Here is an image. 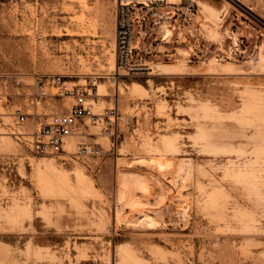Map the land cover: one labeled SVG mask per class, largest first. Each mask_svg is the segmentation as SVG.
Wrapping results in <instances>:
<instances>
[{
    "label": "rangeland",
    "instance_id": "obj_1",
    "mask_svg": "<svg viewBox=\"0 0 264 264\" xmlns=\"http://www.w3.org/2000/svg\"><path fill=\"white\" fill-rule=\"evenodd\" d=\"M119 1L0 0V264H264V0L160 1L133 70ZM37 74L60 81L36 109ZM65 86L117 113L81 124L98 158L12 134L18 108L68 111Z\"/></svg>",
    "mask_w": 264,
    "mask_h": 264
},
{
    "label": "built area",
    "instance_id": "obj_2",
    "mask_svg": "<svg viewBox=\"0 0 264 264\" xmlns=\"http://www.w3.org/2000/svg\"><path fill=\"white\" fill-rule=\"evenodd\" d=\"M164 0H120L117 10V57L120 68L130 67V61L141 56L140 46L136 44V28L146 24L147 11L154 8ZM188 10L195 8V3L187 5ZM60 77L56 75L35 76L34 91L26 92L31 98V104L37 106L48 96L47 88L58 86ZM17 84L27 86L21 77H18ZM87 91L65 86L60 96H73L75 103L66 112H54L50 117L43 120L42 114L37 110L34 113L25 112L18 108L14 112L15 126L12 134L18 141L31 150L35 156L52 157L61 159L83 160L98 158L102 155V146L98 143L86 141L82 125L86 119L93 123H104L106 131L113 134L117 113L114 109L108 110L106 114H97L92 110L87 100ZM1 98V96H0ZM29 116H33L31 125L28 126ZM72 140H76L74 150H69Z\"/></svg>",
    "mask_w": 264,
    "mask_h": 264
},
{
    "label": "bare ground",
    "instance_id": "obj_3",
    "mask_svg": "<svg viewBox=\"0 0 264 264\" xmlns=\"http://www.w3.org/2000/svg\"><path fill=\"white\" fill-rule=\"evenodd\" d=\"M213 11V10H212ZM41 169H42V167H41ZM45 169V168H44Z\"/></svg>",
    "mask_w": 264,
    "mask_h": 264
}]
</instances>
